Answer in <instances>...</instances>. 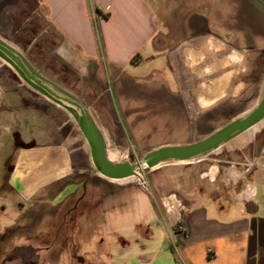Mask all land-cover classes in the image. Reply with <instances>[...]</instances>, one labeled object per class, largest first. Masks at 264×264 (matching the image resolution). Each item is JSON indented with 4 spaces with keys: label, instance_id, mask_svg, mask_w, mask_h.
I'll use <instances>...</instances> for the list:
<instances>
[{
    "label": "crops",
    "instance_id": "obj_1",
    "mask_svg": "<svg viewBox=\"0 0 264 264\" xmlns=\"http://www.w3.org/2000/svg\"><path fill=\"white\" fill-rule=\"evenodd\" d=\"M157 6L149 0H0V38L21 45L30 54L27 60L39 68L51 60L73 71L75 84L89 102H98L103 96L107 101L113 95L121 118L129 117L127 110L153 116L154 102L161 101L167 102V111L183 113L187 121L195 122L207 116V111H218L215 107L225 101L244 100L256 93L257 103L264 83V0H194L193 13L187 9L190 4L180 1L179 13L176 15L175 9L167 19L161 17ZM174 21L179 28L172 30L169 22ZM136 55L139 58L132 63ZM155 63L164 64L172 73L175 90L168 86L165 69L160 70L157 64L156 68ZM96 87L100 94L86 92ZM102 90L110 95H103ZM14 97V93L0 95V111L10 115L19 106L18 110L27 114L28 109L15 105L22 100ZM135 101L148 103L138 106ZM30 113L36 112L30 109ZM20 121L24 123L22 118ZM39 146L43 147L23 149ZM49 148L54 149L52 158L31 161L32 165L43 161L48 167L59 159L65 162L62 146ZM192 177L194 189L190 186L193 179H182V192L161 194L159 207L154 208L169 233L168 243L153 245L149 224H135L130 232L134 229L146 243L124 250L131 240L124 236L126 228L114 223L110 233L122 250L110 255L105 240L102 258L86 263L69 256L74 246L69 240L84 231L72 225L65 244L54 239L49 246L38 248V254L23 251L10 256L4 252L0 264H62V258L67 264H264V175L245 182L237 193L233 188L239 181L232 177L239 178V174L234 169L223 172L211 165L207 170L198 169ZM8 182L20 194L10 178ZM130 184L136 183L118 184L117 188ZM248 186L253 192L246 196ZM111 190L102 191L99 198L118 194ZM83 193L72 195L76 203L86 196ZM165 202L173 209L169 211ZM76 203L72 207L75 212L79 208ZM103 210L106 217L121 211ZM57 250L67 252L68 257L57 255Z\"/></svg>",
    "mask_w": 264,
    "mask_h": 264
},
{
    "label": "rangeland",
    "instance_id": "obj_2",
    "mask_svg": "<svg viewBox=\"0 0 264 264\" xmlns=\"http://www.w3.org/2000/svg\"><path fill=\"white\" fill-rule=\"evenodd\" d=\"M149 1L154 7L159 4L158 11L163 19H167L175 9L176 15L179 13L180 1H183V5L187 3L191 5L187 7L191 13L195 9L194 0ZM184 10L183 6V13ZM169 25L172 30L179 28L177 21L169 22ZM8 41L26 58H30V54L26 53L21 45H17L11 39ZM43 56L45 55L40 57ZM32 64L39 73L56 85L69 90L87 107L104 137L106 149L116 154L115 159L118 162L139 160L150 149L160 145H183L201 140L212 134L217 127L226 124L232 116L250 110L256 105V93H252L244 100L225 101L219 104L215 107L218 111H207L204 114L207 116L198 118L195 122L191 118L187 121L183 113L167 111V102L161 101L154 102L153 116L141 111L130 113L127 110L129 117L121 118L117 111L120 109L113 95L109 96V101L103 96L98 102L91 103L75 84L73 71L66 70L51 60H46L42 66L44 68L37 67L33 62ZM157 66L161 67L160 70L165 69L164 64ZM164 71L170 83L168 86L175 90L176 84L172 73L167 68ZM103 90V95H110L109 91ZM86 92L97 95L101 91L96 87L88 88ZM3 93H14V99L22 100L15 105H22L28 109V112L27 114L20 112L19 106L16 110H12L10 115L5 110L0 111V255L4 252L5 255L10 254V256L24 252L28 255L38 254V248L49 246L54 239L65 244L72 225L81 226L84 231H80L74 241L69 240L74 245L70 249L69 256H72V259L84 260L86 263L102 258L105 248L110 255L122 250L116 244L117 239L110 233L114 223L117 227L120 225L126 228L124 236L131 240V245L124 250L138 243L140 247L141 244L146 243L134 229L130 232L132 225L135 224H149L153 229L149 235L153 245L168 243L169 233L164 229L162 219L155 215L154 208L159 207L161 194L168 191L176 194L182 192V184H185L182 183V179H193L190 186L194 189L195 182L192 176L197 174L198 169L207 170L211 165H217L219 171L223 172L227 168L234 169L239 174V178L232 177V180L239 181L233 188L237 193L245 182H252L264 175V128H262L254 133L244 147L228 149L223 145L220 150H213L204 155V160L200 163L182 167V163L192 162H173L164 164L165 166L158 170L142 168L136 173L137 177L141 175L142 181L138 178L130 181L128 180L130 176L123 179H107L96 173L90 159L89 145L72 115L37 93L0 58V95ZM145 103L148 102L135 101L134 105L140 106ZM30 109L36 113H30ZM21 118L24 123L20 121ZM32 120H35L37 125H33ZM36 145L43 147L39 146L35 149L62 146L65 162L59 159L53 160L54 165L48 167L43 161L39 165H32L34 161L50 158L54 152V149L50 151L23 149ZM21 153L23 155L19 161ZM16 164L13 184L20 189V194L8 182L10 172ZM36 178L39 180L37 181ZM81 180L83 182H79ZM132 182L136 184L117 188L118 184ZM203 186H207V180H204ZM69 187L71 189L65 193ZM247 188L249 192L245 191V194L250 195L253 187ZM111 189L117 190L118 194L113 193L105 200L99 198L102 191ZM258 189L260 191V187ZM73 191H76L75 194ZM83 191L87 193L86 196L76 203L72 195L77 197L82 195ZM193 195L192 191L191 196ZM75 203L79 207L76 212L72 210ZM116 208H120L121 211L118 213L113 211L105 216L103 209L111 212ZM169 231L171 233V230ZM105 240L108 245L103 248ZM34 243L38 244L34 245ZM61 250H57V255L68 257V253H63ZM63 259L61 263L67 264Z\"/></svg>",
    "mask_w": 264,
    "mask_h": 264
},
{
    "label": "water",
    "instance_id": "obj_3",
    "mask_svg": "<svg viewBox=\"0 0 264 264\" xmlns=\"http://www.w3.org/2000/svg\"><path fill=\"white\" fill-rule=\"evenodd\" d=\"M0 58L10 65L37 93L61 106L72 115L89 145L90 159L96 173L107 179L129 177L136 174L140 166L145 169H152L170 162L201 159L207 153L216 150L223 143L264 118L263 83L261 96L252 109L244 115L229 121L209 136L188 144H171L153 148L146 152L141 159L134 162H112L107 157L106 143L101 131L87 107L74 94L39 73L20 51L1 38ZM22 155L21 153L19 161ZM16 169L17 164L10 177V182L16 189L20 190L13 184ZM138 179H142L141 175L138 176Z\"/></svg>",
    "mask_w": 264,
    "mask_h": 264
},
{
    "label": "flooded vegetation",
    "instance_id": "obj_4",
    "mask_svg": "<svg viewBox=\"0 0 264 264\" xmlns=\"http://www.w3.org/2000/svg\"><path fill=\"white\" fill-rule=\"evenodd\" d=\"M202 104L204 105V102H202ZM88 110V109H87ZM89 111V110H88ZM90 113V112H89ZM90 115H91V113H90ZM91 117H92V115H91ZM93 118V117H92ZM94 119V118H93ZM96 123V122H95ZM97 125V124H96ZM262 128H264V118L262 119V120H260L259 122H257L256 124H254V125H252L251 127H249V128H247V129H245L244 131H242L241 133H239V134H237L236 136H234L233 138H231L229 141H227V142H225L223 145L225 146V147H227L228 149H235V148H242V147H244V145L247 143V142H249L251 139H252V137H253V135H254V133L256 132V131H259L260 129H262ZM223 145L222 146H220L219 148H217L216 149V151H218V150H220V148H222L223 147ZM51 149H53V148H47L46 150L47 151H50ZM106 153H107V157H108V159L110 160V161H112V162H118L115 158H116V154L113 152V151H111V150H108V149H106ZM215 151V150H214ZM204 160V158H201V159H198V160H193V161H191L192 163H187V164H184V163H182L183 165H188V164H193V163H198V162H201V161H203ZM168 164V163H167ZM164 165V164H163ZM163 165H161V166H163ZM166 165V164H165ZM161 166H158V167H161ZM155 168H157V167H155ZM155 168H152V169H155ZM13 170H14V166H13ZM13 170H11V172H10V177H11V175H12V172H13ZM103 177V176H102ZM138 177L137 176H131V177H129L128 178V180H130V181H134L135 179H137ZM48 179V178H47ZM36 180L38 181L39 180V178H36ZM85 180V179H84ZM36 182V181H35ZM79 182H83V180H81V181H79ZM81 186H83V185H81ZM71 189V187H69V188H67L66 189V191H65V193L68 191V190H70ZM247 193L249 192V190H248V188L245 190ZM245 191H244V195H246L245 194ZM241 195L242 194H238L237 196L238 197H241ZM247 196V195H246ZM165 206L167 207V209L168 210H172L173 208L172 207H170L169 205H167V203L165 202Z\"/></svg>",
    "mask_w": 264,
    "mask_h": 264
},
{
    "label": "bare ground",
    "instance_id": "obj_5",
    "mask_svg": "<svg viewBox=\"0 0 264 264\" xmlns=\"http://www.w3.org/2000/svg\"><path fill=\"white\" fill-rule=\"evenodd\" d=\"M9 44H10V43H9ZM10 45L16 48V46H14L13 44H10ZM16 49H17V48H16ZM3 62H4V61H3ZM46 99H47V98H46ZM56 105H57V104H56ZM57 106H58V105H57ZM223 144H224V143H223ZM223 144H222V145H223ZM222 145H221V146H222ZM193 160H196V159L185 160V161H176V162H188V161H193ZM197 160H198V159H197ZM170 163H173V162H170ZM160 166H161V165H160ZM140 169H142V166H140ZM140 169H138L137 172H139ZM137 172H136V173H137ZM131 176H137V175H136V174H133V175H131ZM131 176H130V177H131Z\"/></svg>",
    "mask_w": 264,
    "mask_h": 264
},
{
    "label": "trees",
    "instance_id": "obj_6",
    "mask_svg": "<svg viewBox=\"0 0 264 264\" xmlns=\"http://www.w3.org/2000/svg\"><path fill=\"white\" fill-rule=\"evenodd\" d=\"M137 58H139V55L134 56V57L131 59V62H132V63L136 62V59H137Z\"/></svg>",
    "mask_w": 264,
    "mask_h": 264
},
{
    "label": "built area",
    "instance_id": "obj_7",
    "mask_svg": "<svg viewBox=\"0 0 264 264\" xmlns=\"http://www.w3.org/2000/svg\"><path fill=\"white\" fill-rule=\"evenodd\" d=\"M142 181V180H141Z\"/></svg>",
    "mask_w": 264,
    "mask_h": 264
}]
</instances>
